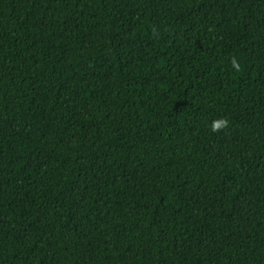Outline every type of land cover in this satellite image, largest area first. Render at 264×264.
<instances>
[{
	"label": "trees",
	"instance_id": "1",
	"mask_svg": "<svg viewBox=\"0 0 264 264\" xmlns=\"http://www.w3.org/2000/svg\"><path fill=\"white\" fill-rule=\"evenodd\" d=\"M0 264H264V0H0Z\"/></svg>",
	"mask_w": 264,
	"mask_h": 264
},
{
	"label": "clouds",
	"instance_id": "2",
	"mask_svg": "<svg viewBox=\"0 0 264 264\" xmlns=\"http://www.w3.org/2000/svg\"><path fill=\"white\" fill-rule=\"evenodd\" d=\"M231 66L236 72H239L242 70L241 63L238 61V59L235 56H233L231 59ZM209 127L213 133L221 132L225 129H228L229 120L225 117L213 119L210 122Z\"/></svg>",
	"mask_w": 264,
	"mask_h": 264
}]
</instances>
